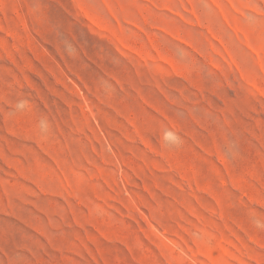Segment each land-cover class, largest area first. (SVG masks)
<instances>
[{
  "label": "rangeland",
  "instance_id": "374dc122",
  "mask_svg": "<svg viewBox=\"0 0 264 264\" xmlns=\"http://www.w3.org/2000/svg\"><path fill=\"white\" fill-rule=\"evenodd\" d=\"M256 221L264 0H0V264H264Z\"/></svg>",
  "mask_w": 264,
  "mask_h": 264
},
{
  "label": "clouds",
  "instance_id": "9594fccd",
  "mask_svg": "<svg viewBox=\"0 0 264 264\" xmlns=\"http://www.w3.org/2000/svg\"><path fill=\"white\" fill-rule=\"evenodd\" d=\"M67 47V45H66ZM28 107L27 102L24 100L17 101L14 106L15 112H21L24 111ZM50 122L45 118L41 119L39 121V128L42 132L47 133L50 130ZM164 141L167 146H175L178 147L180 145V137L179 135L174 131H167L164 134ZM256 227L258 228H264V223H261L260 221H256Z\"/></svg>",
  "mask_w": 264,
  "mask_h": 264
}]
</instances>
